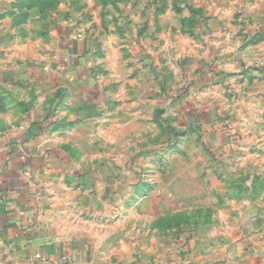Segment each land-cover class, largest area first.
<instances>
[{
  "label": "crops",
  "instance_id": "0c3cea01",
  "mask_svg": "<svg viewBox=\"0 0 264 264\" xmlns=\"http://www.w3.org/2000/svg\"><path fill=\"white\" fill-rule=\"evenodd\" d=\"M44 4L0 0V264H264L257 212L241 213L229 228L189 235L166 230L163 212H132L145 200L133 199L131 189L147 184L131 179L128 149L106 148L117 139L114 125H126L105 114L121 98L135 120L144 116L148 95L149 108L162 110L161 75L153 72V87L136 90L95 84L83 64L88 42L70 38L62 25L55 33ZM204 51L184 63L181 111L204 108L198 94L211 64ZM121 156L126 164L111 162Z\"/></svg>",
  "mask_w": 264,
  "mask_h": 264
},
{
  "label": "rangeland",
  "instance_id": "374dc122",
  "mask_svg": "<svg viewBox=\"0 0 264 264\" xmlns=\"http://www.w3.org/2000/svg\"><path fill=\"white\" fill-rule=\"evenodd\" d=\"M43 1L55 33L88 42L83 64L95 84L136 90L153 87V72L161 75L162 110L149 108L148 95L144 116L135 120L121 98L105 114L126 125H114L117 139L106 148L131 153L111 162L129 159L131 179L147 184L131 189L133 199L145 200L132 212H163L166 230L185 235L229 228L251 211L264 224V0ZM204 50L211 61L198 94L204 108L182 112L176 105L183 101L184 63ZM148 150L161 153L137 155ZM174 222L178 227H170Z\"/></svg>",
  "mask_w": 264,
  "mask_h": 264
}]
</instances>
